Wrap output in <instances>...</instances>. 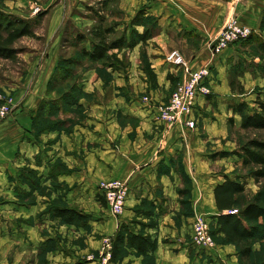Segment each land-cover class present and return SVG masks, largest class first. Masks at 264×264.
Masks as SVG:
<instances>
[{
  "label": "crops",
  "instance_id": "obj_1",
  "mask_svg": "<svg viewBox=\"0 0 264 264\" xmlns=\"http://www.w3.org/2000/svg\"><path fill=\"white\" fill-rule=\"evenodd\" d=\"M27 1L10 2L19 8ZM45 1L46 8L56 3V0ZM70 1L73 5L77 2ZM65 9L61 5L52 11L46 34H42L45 47L38 52L28 51L24 55L34 79L30 75L22 85H16L8 92L17 106L13 114L0 123V250L1 246L13 238H16L21 248L33 243L36 226L25 225L21 221L35 217L44 207L41 197L31 206L18 203L12 195L8 176H15L25 164L39 166L34 156L39 152L41 143L34 142L30 133L33 116L41 101L47 97L49 80L58 63L61 35L57 32L64 19ZM263 9L264 0H146V15L155 17L158 23V34L147 41L151 67L158 81L157 88L153 89L146 80L149 95L156 103L166 101L172 85L167 78L168 73L177 81L184 77L182 68L172 71L173 65L165 60L172 49L180 52L188 69L211 67V94L199 98L190 116L196 119L195 128L186 125V116L168 126L158 120L155 104H146L145 107L142 102L134 101L132 91L137 92V87L142 89L133 72L134 53H131V66L126 72H112L113 88L107 107L94 103L88 110L94 127L84 128V140L91 143L94 151L86 157L89 161L85 171L69 176L78 185L66 195L69 202L83 203L86 211L92 214L93 234L89 235L90 243L99 246L102 235H116L119 225L136 217V207L142 200H147L156 207L152 216L156 224L146 228V232L157 240L153 252L155 264H237L232 244H216L206 251L211 260L216 259L214 263L191 253L190 223L194 215H188L186 211L203 214L208 221H216L218 210L214 188L226 177L233 179L232 162L239 160L238 157L236 160L232 158L236 155H225L233 150L232 143L225 141L228 121L233 115L231 105L239 101L235 98L236 94L232 93L227 77L228 60L234 45L215 56L206 47V43L216 37L231 16L240 24L262 31L259 27ZM130 10L127 9V12ZM35 34L41 35L37 32ZM187 37L199 41L200 46L189 48L191 42H188ZM89 46L86 44L87 48ZM61 48H64L62 44ZM178 70L181 71L175 73ZM247 77L244 76L243 81L248 82ZM81 78L85 91L102 90V81L94 70H86ZM256 81L258 79L252 80ZM123 85L130 86L125 87L127 96L118 90ZM234 116L235 122L238 121V115ZM119 118L127 120L121 123ZM133 118L137 119V125L130 123ZM46 137L50 138L51 135L47 134ZM51 152L45 154L46 159L51 157ZM104 166L107 178L123 180L130 188L120 216L112 215L94 197L97 190L93 189L95 183H92L103 179ZM185 179L188 188L183 186L186 184ZM180 189H187V194H184L186 196L183 195L185 204L182 203ZM138 218L149 220L143 216ZM17 223L29 231L27 236L17 231ZM138 229L139 226L136 227ZM94 234L99 236L95 237ZM141 258L130 253L117 264H142Z\"/></svg>",
  "mask_w": 264,
  "mask_h": 264
},
{
  "label": "rangeland",
  "instance_id": "obj_2",
  "mask_svg": "<svg viewBox=\"0 0 264 264\" xmlns=\"http://www.w3.org/2000/svg\"><path fill=\"white\" fill-rule=\"evenodd\" d=\"M10 1H6V9L15 16L31 19L36 17L40 18V22L38 26L35 27L34 32L41 35H36L37 37L31 38L23 37L15 43V48L19 49L17 60L12 61L0 58V103L7 97H11L8 93L11 92V88L16 87V85H22L26 81V78L31 75L30 64L26 61L24 55L28 51L38 52L45 47V37H42V34H46L52 11L61 5L66 7V12L57 32L61 35L58 61L62 64L63 70L69 72L71 79L66 80L68 81L66 83H64V80L61 83L52 85L54 90L51 89V93L53 95L62 96V99L48 103L46 107L44 106L41 110L39 106L37 107L36 131H39V133L36 135L31 131L30 134L34 142L41 143L39 144V152L34 156L35 162H37L39 166L35 167L25 164L18 169V173L15 176H8V183L12 190V195L16 198L18 203L31 206L41 197L44 207L40 209L35 217H29L21 221V223L25 225L36 226L34 229L35 235L32 240L33 243L30 242L25 248H21V245L15 240L16 238L11 239L12 241H8L5 246H1L0 264H117L118 262H122L112 261V254L106 260L107 253H112L116 235H102L99 246L95 245L93 242L90 243L89 235L93 230L92 214L86 211L83 203L69 202L66 198L68 192L71 191L75 185H78V182L76 180L72 182L69 176L78 174L80 171H85L89 161L86 157L89 156V152L94 151L91 143L84 140V128L92 129L94 127V123L92 122L93 118L88 115V110L94 103H99L104 108L107 107L113 88L111 82L112 75L110 78L112 69L98 62L86 63V60L80 56V50L84 44L89 45V40L91 39L89 31L100 23L104 27H112L114 29L113 33L109 35L110 39L124 36L127 42L132 43V45L130 47H125L124 50L122 49L121 51H113L123 59L122 66L116 71L126 72L131 66V53H134L135 64L133 72L137 76V84H140L142 89L137 87V92L131 91L134 101L141 103L142 97L146 94L149 95L150 92L149 89H146V80L153 89L157 88L158 81L155 73H153L155 74V78L150 77L147 73L148 69H152L147 49L148 43L140 41L138 35L141 34L146 27H150L155 30V34L151 39L155 38L158 34V23L156 18L148 15L146 16V0H77L74 5L70 0H56V3H53L54 5L52 4V6L48 8H46L45 0H28L26 4H23V6L19 8L15 7ZM129 8H131L132 11L130 10L127 12ZM233 17L234 16H231V18ZM80 22H87V24L85 25ZM259 29L262 31L253 29L255 34L250 39L234 44V46H232L234 51H231L232 53L228 60V81L231 78L238 79L245 89L243 94L235 93V98L239 99V101L235 103L245 102L248 105L249 111L258 108V98L264 99V51L258 45L260 42H264V9L261 13ZM78 36H84L86 39L79 43L77 41ZM187 38L188 42H191L188 46L189 48H194L197 45L200 46L199 41L191 40L190 37ZM209 41L206 43V47H208ZM61 44L64 48H61ZM172 50H170L167 55ZM178 53L180 54L179 51ZM66 60L71 61L68 63ZM185 67L186 61L185 66L180 65L172 71L179 68H182L183 71ZM90 69L94 70L98 78L101 79V91L94 90L88 92L82 87L81 75L86 70ZM180 71L181 70H178L175 73ZM33 75H31V79H34ZM171 76L172 75L168 73L167 78L170 79L172 85L169 88V97L166 101L164 100L165 102L169 100L172 91L179 82L177 78H172ZM244 76H248V82L243 81ZM253 79H258V81L252 82ZM125 87L130 86L123 85L120 86L118 90L120 94H125L127 96L128 94L127 92L125 93ZM161 102L162 101H160L159 104ZM15 106H17V104ZM144 106L146 107V104ZM14 111L15 110H13L6 119H8ZM234 115L238 114L233 113L230 117L233 121L231 124L228 121V134L225 139V141L232 143L233 147L232 152L225 153V155H236L232 157L234 160H236L237 157L239 158V160L237 159L238 161L232 162V178L245 183L246 200H252L256 194L261 192L260 203L264 205V178H259L258 181H256V179L249 174V168L244 167L243 160L237 153L240 152L241 147L246 146L251 140L264 142V128L242 129L240 127V116L238 115L237 118L239 119L235 122ZM119 120L123 123L127 118H119ZM130 123L137 125L138 121L133 118L130 119ZM196 124L195 119V126L193 128L196 127ZM47 134L51 135V137L44 138ZM48 151L53 152L50 154L51 157L46 159L45 154H47ZM43 153L45 156H43ZM30 170L36 172V175H32V178L36 181L35 183L40 185L39 193H44V195L38 192H35L34 195L29 194L30 187L27 184L20 183L19 178L21 175L24 173L23 175L30 176ZM105 171L106 166H104L103 170V179L92 183H95L94 190H98V185L101 181L115 179L107 178ZM183 186L187 187L188 184L186 183ZM20 189L22 192H18ZM43 197L48 199L44 200ZM94 197H96L98 201L97 192ZM52 199L55 201L63 200L87 215L90 229L75 224L62 223L60 219L51 217L47 208L50 206L49 204ZM99 203L107 207L103 200H99ZM17 225V231L27 236L29 231L23 229L20 223H17ZM258 225H264V220L261 219ZM94 236L97 237L99 235L96 236L94 234ZM190 242L192 244L191 253L201 255V259L205 258L209 262L213 261L214 263L216 261V259L211 260V257L206 254L205 250L195 246L191 240ZM216 244L225 245L221 240L218 242L215 241V245ZM232 246L235 250L237 264H264V240L258 241L253 245L255 253L249 260L240 259L235 245L232 244ZM142 264H152V261L144 260Z\"/></svg>",
  "mask_w": 264,
  "mask_h": 264
},
{
  "label": "trees",
  "instance_id": "obj_3",
  "mask_svg": "<svg viewBox=\"0 0 264 264\" xmlns=\"http://www.w3.org/2000/svg\"><path fill=\"white\" fill-rule=\"evenodd\" d=\"M6 1L0 0V58L8 60H17L19 49L15 48V43L23 37H37L34 29L39 24L40 18L17 17L6 9ZM41 16V14H40ZM147 16V15H146ZM150 16V15H148ZM153 17V16H151ZM157 25V24H156ZM112 27H104L101 23L89 31L91 39L89 40V48L84 44L80 50V56L88 62H98L107 68H111L112 72L120 69L123 59L114 50L121 51L125 47H130L132 43L127 42L124 36L115 39H110L109 35L113 33ZM155 34V30L150 27L138 35V39L142 42H147ZM255 33L253 32L248 38L250 39ZM86 38L78 36L77 41L83 42ZM241 42V41H240ZM64 45V44H63ZM259 47L264 51V42H260ZM70 63L71 60H66ZM117 63V64H116ZM110 74V78L112 75ZM150 77L155 78L154 71H147ZM82 76V75H81ZM71 75L68 71L63 70L62 64L58 61L57 66L49 80L47 97L39 104L40 110L46 107L48 103L62 99V96L53 95L51 93L52 85L55 83H64L70 80ZM113 79V76L112 78ZM229 85L233 93H244L243 84L237 79H230ZM258 108L249 111L248 105L245 102L234 103L231 105L234 114H238L241 118L240 127L242 129H262L264 128V99L258 98ZM36 112L33 116L32 133L36 135ZM233 121L232 118L229 122ZM42 132V131H41ZM243 160V165L249 168V174L256 181L259 178H264V142L259 140H251L246 146L241 147L240 152H237ZM30 176L21 175L20 183L27 184L30 187L29 194L39 193L40 185L35 183L32 175H36L34 170H30ZM185 183L188 181L185 179ZM43 187V185H42ZM245 183L226 177L225 180L217 184L214 188V199L218 210L215 216L216 221H210V232L215 241L221 240L225 244H233L237 249L240 259L249 260L255 253L253 245L261 240H264V225H258V222L264 220V205L260 203L261 192L255 195L252 200H246ZM180 194H187V189H180ZM22 192V190H18ZM44 195V193H39ZM186 196V195H184ZM183 196V198H184ZM182 198V203L185 204V198ZM50 206L47 208L51 217L58 218L62 223L75 224L77 226L90 229L87 215L83 214L76 207L67 204L65 201H50ZM153 202L142 200L141 204L136 207L137 215L129 221H124L119 225L116 233V238L112 247V261H122L124 257L132 253L142 257L144 260H151L155 264L153 255L157 247V240L146 232V228L155 226V221L152 216L155 211ZM236 208L237 213H230L229 210ZM193 216L194 212H187ZM143 216L149 220L144 221L138 217ZM139 229L136 230V227ZM81 264V263H76Z\"/></svg>",
  "mask_w": 264,
  "mask_h": 264
},
{
  "label": "built area",
  "instance_id": "obj_4",
  "mask_svg": "<svg viewBox=\"0 0 264 264\" xmlns=\"http://www.w3.org/2000/svg\"><path fill=\"white\" fill-rule=\"evenodd\" d=\"M253 28L240 24L237 19L229 18L225 21L215 38H212L208 47L212 54H219L224 49L248 38L253 33ZM167 63L178 66H185V61L176 50H172L165 58ZM184 77L175 86L167 102L156 103L150 95H144L142 102L154 105L157 110V118L162 123L172 126L186 116L185 123L188 127L195 126V119L190 116L197 106L200 97H207L211 90L209 80L212 71L209 66L191 70L184 68ZM155 102V103H154ZM16 102L12 96L7 97L0 103V122L6 119L13 110ZM130 188L128 183L119 179L101 181L98 185V200H103L114 216H120L124 211ZM237 209L229 210L230 213H237ZM191 241L202 250H210L215 246V240L210 232V222L203 214H195L191 223ZM111 256L107 253L106 260Z\"/></svg>",
  "mask_w": 264,
  "mask_h": 264
}]
</instances>
